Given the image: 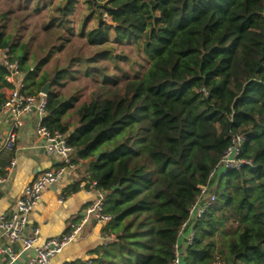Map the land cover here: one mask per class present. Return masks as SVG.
Wrapping results in <instances>:
<instances>
[{"label": "trees", "instance_id": "1", "mask_svg": "<svg viewBox=\"0 0 264 264\" xmlns=\"http://www.w3.org/2000/svg\"><path fill=\"white\" fill-rule=\"evenodd\" d=\"M76 1L48 19L47 54L29 53L6 31L1 21L12 12L0 15V49L19 60L31 93L52 78L43 123L67 135L74 164L92 161L88 179L105 192L111 216L103 233L114 237L93 251V264H173L209 183H217L216 201L195 222L181 264H264V0H85V22H99L85 37L94 50L80 46L59 65L52 54L70 41L63 33L73 32ZM29 2L37 11L48 0ZM111 34L117 44H138L144 72L124 70L122 79L109 70ZM6 75L0 66V113L2 90L12 88ZM236 135L250 164L210 178Z\"/></svg>", "mask_w": 264, "mask_h": 264}, {"label": "built area", "instance_id": "2", "mask_svg": "<svg viewBox=\"0 0 264 264\" xmlns=\"http://www.w3.org/2000/svg\"><path fill=\"white\" fill-rule=\"evenodd\" d=\"M105 21L110 24V17L106 14ZM0 66L7 69L5 80L12 85L11 90L6 95L2 112L7 116L10 123V130L6 137L4 148L14 151L17 144L18 131L24 126L26 117H36L38 124L37 134L44 142L47 154L58 157L61 160V167L50 169L39 174L24 190L22 197L17 202V213L12 216L3 215L0 218V228L10 244L19 243L23 251H32L35 255L26 264H49L51 259L61 254L64 249L73 241L77 240L82 225L88 222V218L106 224L111 220V216L105 212L104 197L94 201L86 209V218L80 225H71L69 232L60 236L51 237L40 242L39 230H34L30 235L24 236L23 229L28 222L30 213L40 202L43 193L55 185L61 178L65 168H73V158L75 149L68 143L67 135L59 131H50L43 123L47 116L48 96L38 92L31 93L25 82V75L22 71L19 60L13 58L9 50L0 49ZM245 140L244 135H236L232 139L231 145L226 149L218 166L211 172L210 178L226 175L229 171L240 170L250 162L241 159L240 152ZM15 166V161L11 162L10 168ZM6 181L4 175H0V185ZM96 186V182L92 183ZM217 183L208 184L200 187V193L190 209L189 218L184 222L179 237L188 231L185 237L186 248L193 244L195 239V222L201 218L210 206L216 201L215 191ZM113 236H108L105 244L113 240ZM0 253L7 254L12 260L17 255L11 248H0ZM182 249L178 243L176 245V258L173 264H181ZM84 264H93L92 260Z\"/></svg>", "mask_w": 264, "mask_h": 264}, {"label": "crops", "instance_id": "3", "mask_svg": "<svg viewBox=\"0 0 264 264\" xmlns=\"http://www.w3.org/2000/svg\"><path fill=\"white\" fill-rule=\"evenodd\" d=\"M9 91L2 90L6 95ZM24 121V126L18 131L15 150L8 151L3 146L10 123L7 116L3 112L0 113V175L6 177V181L0 185V218L6 214L12 216L17 213L18 200L25 188L39 174L46 170L58 169L62 165L58 157L47 154L44 142L36 132L38 119L30 116ZM12 161H15V166L10 168ZM91 164V160H85L75 164L73 168H65L59 181L43 193L38 205L28 213V222L23 229L24 236L39 230V241L43 242L69 232L72 224H82L86 218L87 207L105 197V192L88 179ZM75 184H80V190L65 195L64 191ZM104 225L88 218V222L82 225L77 240L70 243L61 254L53 257L49 264H65L77 260L86 262L94 259L96 255L93 251L104 245L108 239L103 233ZM187 234L188 231L180 238L182 253L186 249ZM9 246L17 258L12 260L7 254L0 253V264H26L34 256L32 251H23L19 243L10 244L0 228V248Z\"/></svg>", "mask_w": 264, "mask_h": 264}, {"label": "rangeland", "instance_id": "4", "mask_svg": "<svg viewBox=\"0 0 264 264\" xmlns=\"http://www.w3.org/2000/svg\"><path fill=\"white\" fill-rule=\"evenodd\" d=\"M27 1L28 0H0V15L6 14V12H12L8 16L6 15L4 18L5 20L1 22L4 23L6 21V31L14 34L15 40H20L21 45L23 43H28L29 53L41 56L47 52V42L50 40H48V32L45 30V25L48 19L55 15V8L64 3L65 0H48L46 5L40 2L37 11H35V5L32 4V2L27 3ZM89 15L90 10L87 8L85 0H77L73 15L70 17V27L73 28V32L65 31L66 33H63L65 34V39H70V41L65 44L62 51L54 49L51 62L58 61L59 65L65 64L66 58L70 56V54L76 53V50L78 51L80 46L83 47L85 54H91V52H93V47L90 46L85 37L87 38L88 33L96 28L99 22L95 15L90 16L85 22V18L87 16L89 17ZM84 24L86 25L84 34H82L81 29ZM55 30L56 28H53L52 31ZM50 32L51 31H49V34ZM72 34H74V36ZM110 40V44L115 46L113 54L116 56V65L112 63V61L104 64H108L107 66L112 73H116L119 77L122 76V79H124V70L130 71L131 73L127 72L130 75L136 70L140 72L145 71V66L148 65L149 61L145 59L144 53L138 44H117L114 34L110 35ZM58 44L61 43L58 42ZM43 49H46V52H43ZM122 56L126 59L122 60ZM117 66L122 68L118 69L119 67ZM42 73L43 71H41V74ZM39 81L40 80L37 78L36 83L38 84Z\"/></svg>", "mask_w": 264, "mask_h": 264}, {"label": "water", "instance_id": "5", "mask_svg": "<svg viewBox=\"0 0 264 264\" xmlns=\"http://www.w3.org/2000/svg\"><path fill=\"white\" fill-rule=\"evenodd\" d=\"M51 84H52V78H50L45 84L44 86L41 88V93L49 96V94L51 93ZM75 131V128H71L69 130L68 135H71L73 132ZM99 155L96 156V158H98ZM35 255V254H34Z\"/></svg>", "mask_w": 264, "mask_h": 264}]
</instances>
